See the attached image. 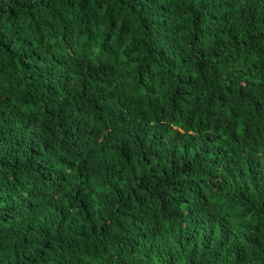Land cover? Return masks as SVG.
<instances>
[{"label": "trees", "instance_id": "1", "mask_svg": "<svg viewBox=\"0 0 264 264\" xmlns=\"http://www.w3.org/2000/svg\"><path fill=\"white\" fill-rule=\"evenodd\" d=\"M0 264H264V0H0Z\"/></svg>", "mask_w": 264, "mask_h": 264}]
</instances>
